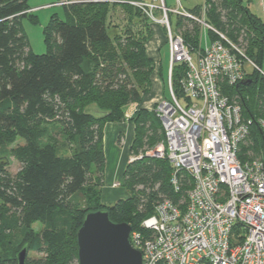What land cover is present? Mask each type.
<instances>
[{
    "label": "trees",
    "instance_id": "16d2710c",
    "mask_svg": "<svg viewBox=\"0 0 264 264\" xmlns=\"http://www.w3.org/2000/svg\"><path fill=\"white\" fill-rule=\"evenodd\" d=\"M62 1L65 19L50 18L42 30L45 52L35 54L21 27V18L33 14L27 0H0V264H18L22 248L43 254L29 260L26 253L24 264H77L76 233L88 212L106 210L112 222L140 231L157 202H177L184 192L173 191L167 159L145 155L163 139L154 111L137 108L125 116V107L140 104L151 90L154 63L146 45L153 32L146 14L132 4L137 0L56 3ZM249 1L205 0L204 19L261 68L264 20L250 11ZM196 7L192 14L200 17ZM175 18V31L197 50L201 25ZM184 73L183 63L172 67L177 95ZM223 91L239 96L243 119L252 121L239 158L251 155L264 163L258 124L264 119V76L254 71L238 85H223ZM124 120L134 125L130 154L143 156L125 165L129 196L105 204L104 126ZM10 157L20 165L15 174L7 169ZM187 185L188 178L182 179L183 189ZM35 223L41 225L38 231Z\"/></svg>",
    "mask_w": 264,
    "mask_h": 264
},
{
    "label": "built area",
    "instance_id": "2783aa9c",
    "mask_svg": "<svg viewBox=\"0 0 264 264\" xmlns=\"http://www.w3.org/2000/svg\"><path fill=\"white\" fill-rule=\"evenodd\" d=\"M175 1L176 7L166 0L132 4L164 27L168 48V97L153 108L163 139L145 155L167 159L173 191L184 192L177 202H157L141 222L142 229H131L129 242L141 252L142 264H264V163L259 157L239 158L252 121L243 119L240 101L223 91V85H238L254 71L264 73L241 47L205 21V0L200 17ZM257 3L264 20V0ZM155 10L161 17L154 16ZM170 13L201 25L197 50L173 30ZM208 31L218 38L208 39ZM178 63L185 65L180 95L172 86V67ZM258 124L264 133V119Z\"/></svg>",
    "mask_w": 264,
    "mask_h": 264
},
{
    "label": "crops",
    "instance_id": "0c3cea01",
    "mask_svg": "<svg viewBox=\"0 0 264 264\" xmlns=\"http://www.w3.org/2000/svg\"><path fill=\"white\" fill-rule=\"evenodd\" d=\"M151 29L153 32L152 38L155 36L159 41L158 46L153 54L148 52L146 45V54L153 60L154 63V68L150 76L151 90L144 96L140 104L129 103L125 107L126 117L131 116L137 108L153 110L157 102L168 97V89L167 85H165L168 71V60L166 62L167 65L164 68L162 66V59L159 54L160 46H162L164 42L162 30L157 24L151 25ZM133 133L134 125L128 120H124L122 122H108L104 126L105 151L106 153H109V150H112V156L115 162V166H113L111 170L105 172L107 165V159L105 155L106 161L103 185L101 188V201L105 204H111L118 199L127 198L129 196L128 191L123 185V171L125 165L127 162H129V159L132 156L129 150ZM106 149H109L108 152Z\"/></svg>",
    "mask_w": 264,
    "mask_h": 264
},
{
    "label": "water",
    "instance_id": "95a60500",
    "mask_svg": "<svg viewBox=\"0 0 264 264\" xmlns=\"http://www.w3.org/2000/svg\"><path fill=\"white\" fill-rule=\"evenodd\" d=\"M130 231L129 223L112 222L106 210L88 212L76 233L77 264H142L141 252L129 242ZM26 253V248L19 251L18 264L25 263Z\"/></svg>",
    "mask_w": 264,
    "mask_h": 264
},
{
    "label": "rangeland",
    "instance_id": "374dc122",
    "mask_svg": "<svg viewBox=\"0 0 264 264\" xmlns=\"http://www.w3.org/2000/svg\"><path fill=\"white\" fill-rule=\"evenodd\" d=\"M57 0H27V4L29 5V7H31V11H33V14L31 15H26L23 16L21 18V27L22 30L26 36L28 45L30 47V49L32 50V52H34L35 54H41L45 52V44L43 42V34H42V30L43 28H45L47 26V24L50 22V18L51 17H56L58 20H64L65 19V10L62 6H60L59 4L56 3ZM167 4L170 7H176L177 3L175 0H166ZM181 2V7L191 11L192 9H194L196 6V8L200 7L201 3L203 2V0H180ZM244 3H246V0H243ZM248 4V7L250 9V11L252 13H254L256 16L258 17H262L263 13H262V9L261 7H259L257 4V0H250ZM199 5V6H198ZM192 12V11H191ZM154 16L156 18L161 17L162 13L160 10H155L153 12ZM206 14V10L204 12V16ZM169 20L171 22V27L173 28V30H175V20H176V14L174 13H170L169 15ZM147 19L149 20L151 25H156L157 23H153L152 20L147 17ZM159 25L160 29L162 30V35H163V39H164V44L162 46H160V57L162 59V66L165 68L167 65V60H168V48L166 45V36H165V29L161 24H157ZM211 32V31H210ZM208 39H210V34H208ZM153 36V35H152ZM151 36V38H152ZM230 40V39H229ZM231 41V40H230ZM233 42V41H232ZM194 54V52H193ZM261 71L264 73V61L262 62L261 65ZM230 98L232 100L235 101H240V98L238 95H233L232 93H229ZM180 97V96H179ZM17 143H23L24 140L22 139H18L16 141ZM249 143V140L247 139L243 145L246 146ZM103 146H104V151H105V136H104V140H103ZM242 146V145H241ZM107 152L109 149H106ZM241 153V147L239 149V154ZM105 155H106V159H107V165H106V171H109L112 169L113 166H115V162H114V158L112 156V150H109V153H106L105 151ZM114 155V154H113ZM251 157V155H250ZM250 157L248 159H250ZM254 158V157H252ZM10 161V165L8 166V171L11 174H15L20 165L16 162V160L13 157H10L9 159ZM106 174V173H105ZM34 231H38L41 227L40 223H35L33 226ZM5 247H10L9 251H13L12 250V244H8V246L5 245ZM43 254L34 250H28L27 251V258H29V260H33V259H40L42 258Z\"/></svg>",
    "mask_w": 264,
    "mask_h": 264
},
{
    "label": "bare ground",
    "instance_id": "6f19581e",
    "mask_svg": "<svg viewBox=\"0 0 264 264\" xmlns=\"http://www.w3.org/2000/svg\"><path fill=\"white\" fill-rule=\"evenodd\" d=\"M158 39L154 36L153 38H151L148 42H147V48H148V52L150 54H153L158 46Z\"/></svg>",
    "mask_w": 264,
    "mask_h": 264
}]
</instances>
